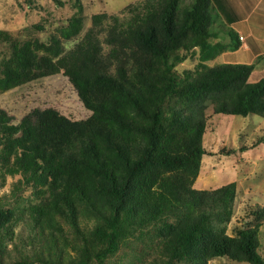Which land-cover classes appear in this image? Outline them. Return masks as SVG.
<instances>
[{"label":"trees","instance_id":"obj_1","mask_svg":"<svg viewBox=\"0 0 264 264\" xmlns=\"http://www.w3.org/2000/svg\"><path fill=\"white\" fill-rule=\"evenodd\" d=\"M73 6L59 28L65 38L81 29V1ZM129 10L124 22L110 18L107 56L99 38L105 14L91 17L93 26L60 61L0 30L9 44L0 60V92L63 67L91 112L73 120L52 107L34 108L15 122L0 106V162L38 198L25 208L0 203V264L16 251L11 264H65L68 242L60 244L57 218L82 243L68 264H108L122 247L132 255L127 264L140 263L139 244L153 240L157 254L145 264H207L217 257L264 264L258 224L226 233L236 183L192 186L203 155H211L202 145L208 106L214 114L264 118V79L248 81L253 64L212 63L223 50L215 41L214 14L221 15L215 0H143ZM193 57L192 69L177 70ZM251 214L264 218V207ZM26 216L32 241L21 247L14 238ZM90 219L92 229L83 232L81 220Z\"/></svg>","mask_w":264,"mask_h":264},{"label":"rangeland","instance_id":"obj_2","mask_svg":"<svg viewBox=\"0 0 264 264\" xmlns=\"http://www.w3.org/2000/svg\"><path fill=\"white\" fill-rule=\"evenodd\" d=\"M80 1L83 8L80 13L81 29L77 35L70 38L63 37L59 28L65 26L75 12L74 0H0V30L8 32L19 40L35 42L33 44L36 45L40 54L60 61L70 55L71 50L77 47L85 32L93 26L91 17L105 14L106 18L99 29V38L102 52L107 56L111 45L107 44L105 37L107 27L113 23L110 18L115 16L119 22L126 21L131 16L129 8L143 0ZM189 2L190 0H184V4ZM214 20L217 23L220 22L216 13ZM8 45L7 42L0 40V60L9 52ZM196 61V57L189 58L179 65L177 70L192 69ZM215 62H222V58L217 57ZM65 72L66 69L62 67L55 74L36 78L1 91L0 106L13 117L15 122L34 108L46 107L55 108L73 120L85 119L91 112L80 101ZM206 115L202 145L211 155H203L201 167L192 186L196 189H212L234 181L237 192L226 233L234 234L235 228L258 224L259 252L264 255V218H255L251 214L253 210L264 207V141L243 152L239 150L240 146L249 147L257 138L264 136V118L256 114L245 117L214 114L210 105ZM228 149H233L234 152L226 154L225 150ZM20 180L19 174L6 173L0 162V203L13 208H25L30 201L38 200L34 195V188L21 184ZM57 220L63 228V234H61L63 237L59 239L60 244L64 239L68 242L63 246L66 253L63 262L68 264L71 258L75 259L79 256L82 243L74 235L69 224L59 218ZM81 222L80 228L83 232L91 230L94 224L93 219L81 220ZM17 229L23 231L21 235L14 238L18 246H21L23 241H32L29 236L31 227L28 216L25 221L22 220L19 223ZM75 240H77L76 243ZM8 244L7 248L11 249L13 245ZM151 244L153 249L150 248ZM156 245L157 241L154 240L152 243L149 241L146 244L140 243L135 255L142 253L143 258L140 263L135 264H145L156 257L157 253L154 249ZM131 251L134 252L133 249ZM15 254L17 251L12 254V259L5 258V263L11 264ZM128 256L132 257L131 252L122 247L108 264H127ZM207 264L249 263L217 257L208 260Z\"/></svg>","mask_w":264,"mask_h":264},{"label":"crops","instance_id":"obj_3","mask_svg":"<svg viewBox=\"0 0 264 264\" xmlns=\"http://www.w3.org/2000/svg\"><path fill=\"white\" fill-rule=\"evenodd\" d=\"M215 4L221 14L217 15L220 22L214 24L219 32L215 41L223 44L217 55L222 58L220 63L253 64L248 81L264 79V0H215ZM228 28L238 38L236 47L230 41Z\"/></svg>","mask_w":264,"mask_h":264},{"label":"built area","instance_id":"obj_4","mask_svg":"<svg viewBox=\"0 0 264 264\" xmlns=\"http://www.w3.org/2000/svg\"><path fill=\"white\" fill-rule=\"evenodd\" d=\"M240 39H242V37L240 36Z\"/></svg>","mask_w":264,"mask_h":264}]
</instances>
